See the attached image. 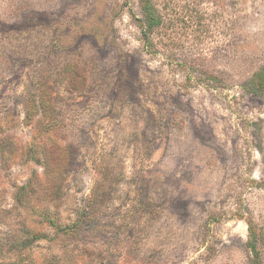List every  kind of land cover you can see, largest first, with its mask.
Here are the masks:
<instances>
[{
    "label": "rangeland",
    "instance_id": "1",
    "mask_svg": "<svg viewBox=\"0 0 264 264\" xmlns=\"http://www.w3.org/2000/svg\"><path fill=\"white\" fill-rule=\"evenodd\" d=\"M151 6L145 39L141 0H0L15 264H264V0Z\"/></svg>",
    "mask_w": 264,
    "mask_h": 264
},
{
    "label": "trees",
    "instance_id": "2",
    "mask_svg": "<svg viewBox=\"0 0 264 264\" xmlns=\"http://www.w3.org/2000/svg\"><path fill=\"white\" fill-rule=\"evenodd\" d=\"M142 4V11L144 14V19L142 20V26H141V31H142V36L146 39V36L155 28L159 25V18L155 14V12L152 9L151 6V0H141ZM255 80H258L259 86L262 87L264 83V78L259 75ZM46 105L44 102H34L32 103L28 109H27V118H30L32 114L38 113L39 109H42L44 114L47 111ZM23 197L18 196L17 201L20 203L22 202ZM52 214L45 210L41 212L40 217L49 224L52 228H54L56 231H62L60 225L57 223L56 219L51 217ZM249 224L248 227V241H247V246L250 249V251L254 254L255 258L258 260V237L256 233L254 232V229L252 228L251 224ZM22 233L25 235V239L27 242L30 244L33 242V240H39V239H44L46 236L44 234H37V233H31L29 230L25 229L24 224H22ZM14 237V235H13ZM25 246L22 245V241H19V239H9L6 240L2 235L0 234V264H15L14 260L10 258V254H12L14 251H17L19 248H24Z\"/></svg>",
    "mask_w": 264,
    "mask_h": 264
}]
</instances>
